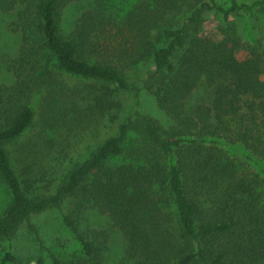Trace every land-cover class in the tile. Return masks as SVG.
Wrapping results in <instances>:
<instances>
[{
    "label": "trees",
    "instance_id": "16d2710c",
    "mask_svg": "<svg viewBox=\"0 0 264 264\" xmlns=\"http://www.w3.org/2000/svg\"><path fill=\"white\" fill-rule=\"evenodd\" d=\"M76 1L0 0V11L15 10L20 36L16 53L2 58L13 81L0 84V180L10 193L0 211V241L26 224L38 242L31 264H46L45 255L50 264H264V177L238 172L221 148L205 142L222 137L264 158V47L242 39L230 19L245 4L161 0L158 13L129 11L125 57L152 64L137 86L118 66L89 58L107 23L101 10H82L63 28L65 9ZM210 14L225 20L216 33L205 29ZM202 86L207 100L188 107ZM143 88L170 125L128 114L58 178L49 162H12L6 145L37 126L33 152L45 133L40 152L55 148L60 163L67 143L59 146L50 133L66 142L80 128L94 132L104 118L119 119L114 92ZM49 209L61 212L80 254L64 259L41 243L31 219ZM87 209L105 214L120 232L116 262L108 256L107 230L80 228Z\"/></svg>",
    "mask_w": 264,
    "mask_h": 264
},
{
    "label": "rangeland",
    "instance_id": "374dc122",
    "mask_svg": "<svg viewBox=\"0 0 264 264\" xmlns=\"http://www.w3.org/2000/svg\"><path fill=\"white\" fill-rule=\"evenodd\" d=\"M244 3L241 9L234 10L230 14V19L235 25L238 34L247 42L264 47V0H236ZM225 8L231 5V0H218ZM161 0H78L67 6L63 16V28L67 29L77 14L87 8L96 7L106 16L107 23L103 27L100 35V42L89 58L91 60H100L112 63L118 66L127 77L132 85L141 86L142 80L146 76V71L152 67L151 61L147 60L138 64H129L124 54V48L130 45L131 36L128 34L127 18L131 10L149 11L153 9L158 13L161 9ZM173 17L174 15H169ZM175 18V17H173ZM164 18L161 22L165 21ZM16 12L0 11V84H10L13 76L6 69L3 62L5 54L14 55L19 43V32L15 26ZM225 20L222 15H208L205 23L207 32L216 33L219 25H223ZM70 83H77L72 77L63 75ZM264 78V74H263ZM209 90L205 86L195 89L187 100V106L206 101ZM115 98L121 103L119 119L110 122L104 118L93 132L90 129L80 128L77 132L67 135L66 142H62L61 136L50 133V136L59 142V146L65 145L66 157L58 163L54 158L57 156V150L47 146L49 155L40 152L44 145L46 134L43 133L38 138L39 146L36 147L35 153L33 146L29 144L30 137H35V132L39 131L38 127L31 128L27 134L6 145L8 154L12 160L20 158L23 161H43L44 165L49 162L48 166L54 165V176L58 178L61 173L65 172L70 166L71 161L84 158L107 134L114 131L116 123L124 116L136 111L150 114L165 126L170 125L172 119L161 110L153 95L144 88L135 93L134 90H117L114 92ZM33 107L35 112L38 111L37 95L34 97ZM85 130V131H84ZM37 139V138H36ZM205 142L221 148L240 173H257L264 177V158L248 150L242 143L233 142L222 137H207ZM133 144L128 147L127 157L131 154ZM35 157L36 159L34 160ZM53 159V160H51ZM120 160V158L118 159ZM10 199V193L6 185L0 180V211L5 207ZM73 200L69 199L64 205V210L73 206ZM31 222L37 228L41 243L46 246L48 251L54 252L58 256L69 259L80 254L78 241L71 233L69 228L64 224L61 212L56 209H49L43 213L32 217ZM80 228H98L105 229L109 232V249L108 256L110 263L116 262L122 252L124 245L120 232L112 227L109 218L105 214L94 209L83 211L80 220ZM35 234L31 232L26 224H22L17 234L10 240L0 241V264H31L38 255V242L35 241ZM46 264H50V259L45 255Z\"/></svg>",
    "mask_w": 264,
    "mask_h": 264
}]
</instances>
